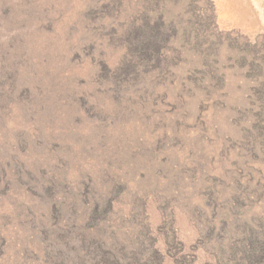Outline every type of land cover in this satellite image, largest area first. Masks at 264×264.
I'll list each match as a JSON object with an SVG mask.
<instances>
[{
	"label": "rangeland",
	"instance_id": "374dc122",
	"mask_svg": "<svg viewBox=\"0 0 264 264\" xmlns=\"http://www.w3.org/2000/svg\"><path fill=\"white\" fill-rule=\"evenodd\" d=\"M146 5L0 0V264H87L96 243L138 249L150 236L165 264H219L212 225L263 217L264 153L242 130L264 71L238 62L242 44L264 50V0L195 3L228 38L220 75L201 61L190 80L197 64L177 49L154 80L126 71L125 35Z\"/></svg>",
	"mask_w": 264,
	"mask_h": 264
},
{
	"label": "trees",
	"instance_id": "16d2710c",
	"mask_svg": "<svg viewBox=\"0 0 264 264\" xmlns=\"http://www.w3.org/2000/svg\"><path fill=\"white\" fill-rule=\"evenodd\" d=\"M145 2L147 3L146 9L143 14H140V20L133 22L125 35L130 41L128 51L133 57L130 58L127 55V63L125 62V68L129 74L133 77L151 74L149 78L156 79L164 71H171L168 66L173 58L175 59V55L171 56L177 49V55H182L180 58L184 60L183 63L195 62L197 64L184 68L187 73H190L185 75L188 76V80L192 79L193 74H198L197 66L203 63L201 61L208 63V66L204 63L202 65V68L206 69L205 72L213 76L220 75L219 60L222 57L224 40L228 37L223 36L216 22L210 20V15H207L200 7H196L195 3L199 0H145ZM171 8H178L176 16L171 13ZM154 12L157 17L154 16ZM181 42L183 47L177 48ZM239 48L243 52L242 58H239V64L247 63L249 72L255 74H258V71H264V50L259 45H256L252 51L247 45L244 47V44ZM248 54H252L253 57H249ZM255 94V102L259 107L258 112L251 126L242 131L250 135L249 146L251 151L257 154V148L264 153L263 80L262 83L259 82L256 85ZM219 194L224 196L220 191ZM241 198L245 199V196L237 193L229 198L232 211L239 206ZM219 200L220 197L215 193L214 202L211 203L209 199L206 208H217L213 216L217 214L218 207L223 208L225 205L220 204ZM95 212L97 211L94 210L91 216ZM236 214L233 213L236 223L234 222L232 229L226 230L224 225L227 223L222 220L218 223L220 227L215 226L214 223L209 229L211 233L214 230L220 233L217 235V241L211 243V249L215 251L219 264H264V215L261 219L251 223L250 220L241 219V214L238 216ZM173 233L168 235L167 240L164 241L168 246L174 245V240H171L175 238V232ZM127 245L119 250L115 245L107 246L104 242L96 243L94 247L96 254L88 256L87 264H165V256L162 254L157 238L150 236L149 239L142 240L141 245L137 246L138 249L131 243ZM174 261L175 264H188L191 259L187 256H180V258L174 256Z\"/></svg>",
	"mask_w": 264,
	"mask_h": 264
}]
</instances>
